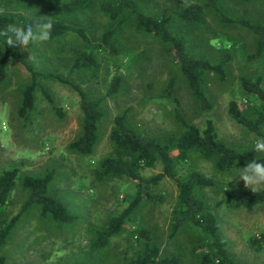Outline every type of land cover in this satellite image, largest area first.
<instances>
[{
    "label": "rangeland",
    "instance_id": "374dc122",
    "mask_svg": "<svg viewBox=\"0 0 264 264\" xmlns=\"http://www.w3.org/2000/svg\"><path fill=\"white\" fill-rule=\"evenodd\" d=\"M107 1L114 0H94L89 9L65 18L67 24L84 29L87 38L68 31L23 49L27 64L43 74L38 77L41 86L35 89L34 108L26 116L20 108L23 90L32 82V72L23 63L10 65L0 83V171L18 168L16 185L0 210V229L27 202L30 194L23 184L27 175L41 177L53 172L49 193L76 215L73 222H62L44 216L39 204L29 206L0 247L6 264H127L145 248L143 231H149L151 244L159 247V258L177 257L178 264H201L208 236L191 223L177 234L171 233L179 189L169 177L150 189L151 196H145L106 246H93L95 232L104 229L112 216L125 211L139 189L138 181L128 176L97 175L99 162L114 150L111 134L116 116L128 111L140 128L170 146L173 153H177L183 131L177 113L201 129L212 120L219 137L240 151H255L256 140L264 138V134L238 123L229 112L232 100L253 120L264 110V102L241 83L243 76L253 80L259 77L264 88V51L255 57L258 37L253 31L240 23H224L221 13L211 7L206 8L198 23H186L178 16L184 6L204 4L206 0H136L144 13L169 18L170 31L183 36L187 48L198 57L218 63L231 56L225 61V78L214 72L207 74L204 89L213 106L202 110L170 46L136 28L130 12L112 19L100 8ZM217 3L235 20L264 23V0ZM48 9V0H0V15L16 19L49 20ZM112 30L108 42L102 43L104 35ZM6 45L0 37V55ZM83 51L91 52L100 62L98 76L83 69L73 70L76 56ZM117 74L122 77V86L109 95ZM73 85L86 91L91 99H101L99 137L94 152L88 155L72 147L82 134L84 118L81 97ZM42 87L49 91L53 103ZM262 130L264 133V124ZM246 165L224 173L215 167L214 160L192 152L178 162L177 170L182 179L197 171L214 182L200 188L198 194L217 216L230 256L238 264H264V240L260 248L252 242L264 235V202L246 205L226 200L232 188L250 189L238 177ZM162 171L163 165L157 161L140 173L150 178Z\"/></svg>",
    "mask_w": 264,
    "mask_h": 264
},
{
    "label": "trees",
    "instance_id": "16d2710c",
    "mask_svg": "<svg viewBox=\"0 0 264 264\" xmlns=\"http://www.w3.org/2000/svg\"><path fill=\"white\" fill-rule=\"evenodd\" d=\"M251 1V0H245ZM49 9L47 17L51 20L53 28L51 38H57L68 31H77L81 36L86 37L85 30L74 28L65 22V18L79 11L89 9L94 0H48ZM211 7L221 13L224 23H240L258 37L257 54L264 51V23H254L248 19L235 20L224 13L217 0H206L204 4H189L178 11V16L186 23H198L202 21L206 14V8ZM101 10L108 13L112 19H117L125 13L134 15L136 28L158 37L163 43L170 46L175 59L179 62L180 68L186 77L193 95L198 100L202 110L212 108V103L208 98L204 83L209 72H214L221 78H225V61L231 58L230 55L218 63H213L207 58L198 57L187 48L186 40L183 36L174 35L169 27V18L156 15H148L141 11L136 0H114L107 1L100 5ZM40 18L21 17L16 19L9 15H0V30H4L8 25L13 24L18 27H26ZM114 30L107 32L102 43H107ZM100 43L98 46H101ZM31 45V44H30ZM254 57V58H255ZM23 63L32 72V82L23 90V100L20 108L22 115L26 116L35 104V89L41 86L38 77L41 72L33 69L24 59L23 49L12 48L6 45L0 55V83L7 76L8 67ZM73 70H87L93 77L98 76L100 62L91 52L83 51L79 53L73 63ZM122 77L114 76L108 94L116 93L122 86ZM241 83L244 89L255 94L264 102V88L261 78L253 80L243 76ZM78 90L81 97V107L83 110V131L81 136L72 143V147L81 154H92L99 137V122L103 117L100 108L101 99H91L86 91L77 85H73ZM45 96L53 103L54 99L49 91L42 87ZM59 112V109H56ZM229 112L233 119L256 134L263 135L262 125L264 124V110H260L258 118L253 120L245 115L237 101L232 100L229 104ZM177 121L182 125L183 131L178 139L177 153H173L170 146L159 143L155 138L144 131L131 118L127 112L116 116L115 127L111 134L114 144L113 153L106 156L99 162L97 175L100 178L108 176L125 175L138 181V192L128 208L121 214L110 218L107 226L95 232L93 246L104 247L114 234L120 232L128 216L138 207L145 196H151L150 189L157 185L163 178L174 179L178 185L179 193L176 208L174 210L173 223L171 227L172 235H175L186 224L191 223L199 227L209 238L206 250L201 253V264H238L229 254L227 242L220 233V225L217 216L208 209L206 200L198 194L202 187L213 185L214 182L204 174L194 171L185 179L178 175V162L186 160L190 153L198 152L204 158L214 160L215 167L220 172H229L241 164H247L256 159L257 162H264V153L258 156L254 150L240 151L232 147L224 139L220 138L215 124L208 120L206 127L190 123L180 113L176 114ZM161 161L163 171L145 178L141 175L144 167H150ZM18 168H8L0 171V210L8 201L9 195L16 185ZM54 177V173H47L45 176L34 177L27 175L23 179L24 186L29 190V198L20 213L12 217L0 229V247L3 246L10 233L16 226L22 213L33 204H39L44 216H51L55 220L62 222H73L76 219L69 208L55 196L49 193V185ZM226 200L239 204H255L264 202V190L253 192L251 189L232 188L226 194ZM147 238L145 248L137 257L131 259L127 264H178L177 257H160L158 246L151 244L149 231H143ZM264 240V235L254 238L253 244L258 248ZM0 264H6V257L0 254ZM81 264V263H74Z\"/></svg>",
    "mask_w": 264,
    "mask_h": 264
},
{
    "label": "clouds",
    "instance_id": "9594fccd",
    "mask_svg": "<svg viewBox=\"0 0 264 264\" xmlns=\"http://www.w3.org/2000/svg\"><path fill=\"white\" fill-rule=\"evenodd\" d=\"M52 28L51 20H37L26 27L10 24L6 29L0 30V37L4 38L5 43L12 48L27 49L30 44L48 42L51 39ZM255 151L264 153V138L256 140ZM238 177L244 182L245 187L253 192L264 190V162H257L256 159L248 162L242 167Z\"/></svg>",
    "mask_w": 264,
    "mask_h": 264
}]
</instances>
